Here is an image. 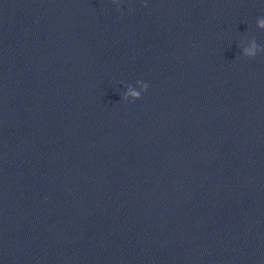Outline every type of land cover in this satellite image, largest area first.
<instances>
[{"label":"clouds","instance_id":"1","mask_svg":"<svg viewBox=\"0 0 264 264\" xmlns=\"http://www.w3.org/2000/svg\"><path fill=\"white\" fill-rule=\"evenodd\" d=\"M112 2L116 4L117 10H120L119 0H112ZM142 6H146V5H142ZM256 27L260 30H264V17L257 18ZM239 47L241 49V54L249 59L255 58L257 54L260 52H264V46L259 45L255 37L251 39V42L248 47H241V45H239ZM136 84L139 85V90L134 89L131 84H128L126 86L127 90L123 93L121 99L129 102H134L135 100L140 99L142 92L146 91L149 85L146 82L140 80H137Z\"/></svg>","mask_w":264,"mask_h":264}]
</instances>
